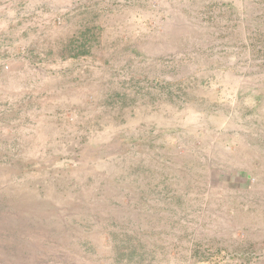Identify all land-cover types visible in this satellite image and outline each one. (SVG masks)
I'll list each match as a JSON object with an SVG mask.
<instances>
[{"label": "rangeland", "instance_id": "1", "mask_svg": "<svg viewBox=\"0 0 264 264\" xmlns=\"http://www.w3.org/2000/svg\"><path fill=\"white\" fill-rule=\"evenodd\" d=\"M0 264H264V0H0Z\"/></svg>", "mask_w": 264, "mask_h": 264}]
</instances>
